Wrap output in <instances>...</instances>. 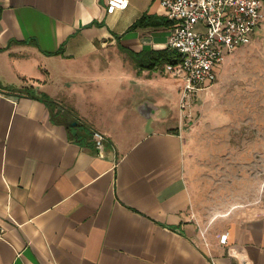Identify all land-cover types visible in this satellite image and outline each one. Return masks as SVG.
Masks as SVG:
<instances>
[{"label": "crops", "instance_id": "0c3cea01", "mask_svg": "<svg viewBox=\"0 0 264 264\" xmlns=\"http://www.w3.org/2000/svg\"><path fill=\"white\" fill-rule=\"evenodd\" d=\"M106 1L0 0V264H264V203L196 207L174 21Z\"/></svg>", "mask_w": 264, "mask_h": 264}, {"label": "rangeland", "instance_id": "374dc122", "mask_svg": "<svg viewBox=\"0 0 264 264\" xmlns=\"http://www.w3.org/2000/svg\"><path fill=\"white\" fill-rule=\"evenodd\" d=\"M183 118L196 207L209 218L264 203V55L235 51Z\"/></svg>", "mask_w": 264, "mask_h": 264}, {"label": "built area", "instance_id": "2783aa9c", "mask_svg": "<svg viewBox=\"0 0 264 264\" xmlns=\"http://www.w3.org/2000/svg\"><path fill=\"white\" fill-rule=\"evenodd\" d=\"M129 0H107L108 14L125 10ZM174 28L168 48L178 59L166 72L181 81L182 118L192 119L193 98L217 79L216 68L226 55L251 43L264 22L262 0H161ZM95 147L104 148L105 137L93 131ZM204 236V232H202ZM228 233L220 242L227 243Z\"/></svg>", "mask_w": 264, "mask_h": 264}, {"label": "trees", "instance_id": "16d2710c", "mask_svg": "<svg viewBox=\"0 0 264 264\" xmlns=\"http://www.w3.org/2000/svg\"><path fill=\"white\" fill-rule=\"evenodd\" d=\"M144 22V18L140 19V21H138V24H141ZM165 56H167L166 58L168 60H171L173 58V56L170 54V49L168 48V52L166 54H164Z\"/></svg>", "mask_w": 264, "mask_h": 264}]
</instances>
